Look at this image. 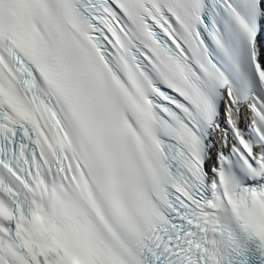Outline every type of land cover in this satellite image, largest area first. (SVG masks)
Wrapping results in <instances>:
<instances>
[{"label": "snow or ice", "instance_id": "6c2138e0", "mask_svg": "<svg viewBox=\"0 0 264 264\" xmlns=\"http://www.w3.org/2000/svg\"><path fill=\"white\" fill-rule=\"evenodd\" d=\"M0 264H264V0H0Z\"/></svg>", "mask_w": 264, "mask_h": 264}]
</instances>
